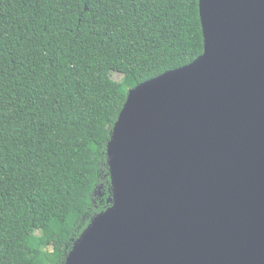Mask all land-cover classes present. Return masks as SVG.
<instances>
[{"label": "trees", "instance_id": "obj_1", "mask_svg": "<svg viewBox=\"0 0 264 264\" xmlns=\"http://www.w3.org/2000/svg\"><path fill=\"white\" fill-rule=\"evenodd\" d=\"M203 53L199 0H0V264H65L129 92Z\"/></svg>", "mask_w": 264, "mask_h": 264}, {"label": "water", "instance_id": "obj_2", "mask_svg": "<svg viewBox=\"0 0 264 264\" xmlns=\"http://www.w3.org/2000/svg\"><path fill=\"white\" fill-rule=\"evenodd\" d=\"M199 8L203 55L129 92L65 264H264V0Z\"/></svg>", "mask_w": 264, "mask_h": 264}, {"label": "rangeland", "instance_id": "obj_3", "mask_svg": "<svg viewBox=\"0 0 264 264\" xmlns=\"http://www.w3.org/2000/svg\"><path fill=\"white\" fill-rule=\"evenodd\" d=\"M114 78H115V80H117V81H121V80H122V77L119 76V75H114Z\"/></svg>", "mask_w": 264, "mask_h": 264}]
</instances>
